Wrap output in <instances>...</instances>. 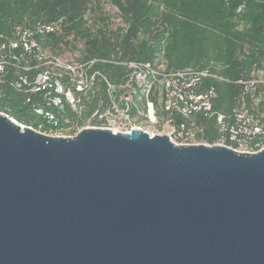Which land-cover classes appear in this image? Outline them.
<instances>
[{"label":"water","instance_id":"1","mask_svg":"<svg viewBox=\"0 0 264 264\" xmlns=\"http://www.w3.org/2000/svg\"><path fill=\"white\" fill-rule=\"evenodd\" d=\"M0 264H264V149L0 114Z\"/></svg>","mask_w":264,"mask_h":264},{"label":"built area","instance_id":"2","mask_svg":"<svg viewBox=\"0 0 264 264\" xmlns=\"http://www.w3.org/2000/svg\"><path fill=\"white\" fill-rule=\"evenodd\" d=\"M58 32L57 24L41 22L0 32V83L21 94L41 119L36 128L24 127L63 138L83 129L141 130L151 137L167 136L175 146L220 145L239 154L264 149V108L256 113L249 105L264 86L260 76L235 82L240 95L224 114L214 109L217 93L207 81L226 80L209 68L169 70L160 57L153 62L64 59L46 45L48 36ZM106 64L122 69L116 82L99 69ZM200 119L213 120L218 136L213 144L202 136Z\"/></svg>","mask_w":264,"mask_h":264},{"label":"trees","instance_id":"3","mask_svg":"<svg viewBox=\"0 0 264 264\" xmlns=\"http://www.w3.org/2000/svg\"><path fill=\"white\" fill-rule=\"evenodd\" d=\"M101 2L118 10L125 27L84 21ZM37 22L58 25L46 41L52 50L68 46L70 38L81 41L82 60L153 62L163 55L169 70L209 68L226 80L207 81L216 89L214 109L224 114L240 95L235 82L264 70V0H0V32ZM99 69L112 82L122 71L112 64ZM0 111L26 126L41 123L7 83H0ZM201 122L205 141L213 144L214 123Z\"/></svg>","mask_w":264,"mask_h":264},{"label":"rangeland","instance_id":"4","mask_svg":"<svg viewBox=\"0 0 264 264\" xmlns=\"http://www.w3.org/2000/svg\"><path fill=\"white\" fill-rule=\"evenodd\" d=\"M84 21H86L87 24L92 23L94 27L101 25L103 22L110 23L114 25V27L115 26L125 27L126 25L123 22L122 17L121 16L119 17V13L115 9V7H113L108 2H101L99 4V11H97L96 9L95 11L92 12V14H87L84 17ZM69 41H70V44L68 46L60 45L57 49L52 50V53L64 59H81L82 42L79 40H73V38H70ZM162 56L163 55L160 56V61H163L164 64L167 65V63L162 58ZM253 75H255V73H253L252 76ZM206 120L213 122L212 119H206ZM196 123L198 127L202 129V136H203V134H205V129H206L204 124L201 121L199 123L197 121ZM214 127H215V124H214ZM202 136L198 135L199 137L198 139L200 140Z\"/></svg>","mask_w":264,"mask_h":264},{"label":"crops","instance_id":"5","mask_svg":"<svg viewBox=\"0 0 264 264\" xmlns=\"http://www.w3.org/2000/svg\"><path fill=\"white\" fill-rule=\"evenodd\" d=\"M255 76H260L264 79V70L256 72L252 77ZM249 105L256 113L262 112L264 108V86H259L256 96L249 100Z\"/></svg>","mask_w":264,"mask_h":264}]
</instances>
